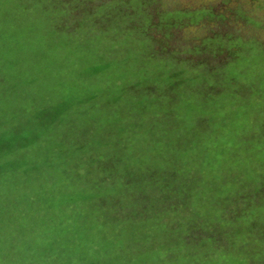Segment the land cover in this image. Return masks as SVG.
I'll use <instances>...</instances> for the list:
<instances>
[{"label":"trees","instance_id":"1","mask_svg":"<svg viewBox=\"0 0 264 264\" xmlns=\"http://www.w3.org/2000/svg\"><path fill=\"white\" fill-rule=\"evenodd\" d=\"M4 1H14L22 23H31L17 25L18 15L4 16L10 21L0 39L17 45L0 47L1 56L13 60L15 51V59L29 53L20 48L23 32H15L21 27L38 30L35 44L45 54L52 56L58 47L74 56L80 73L99 78L116 66L119 77L129 70L133 75L124 91L132 96L134 108L124 116L135 118L131 127H137V139L148 134L151 144L137 157L140 146L131 144L135 134L127 136V126L118 137L111 130L95 143L82 142L76 152L87 159L78 163L83 170L72 177L74 186L87 180L89 192L64 194L66 200L91 207L94 201L109 205L116 198L122 206L114 218L151 228L161 219L179 220L187 247L216 241L217 247L225 246L206 231L218 224L222 229L223 222L263 224L264 236V0ZM15 75L5 95L0 94V111L10 104L7 95L19 88L22 71ZM47 102L25 134L0 131V160L5 151L25 155L42 137L35 122L48 129L75 106ZM227 165L222 178L221 168ZM220 189L224 195H215ZM161 204L167 208H159ZM100 206L93 209L98 213L106 208ZM159 234L149 233L148 238ZM178 240L169 242V251L176 252Z\"/></svg>","mask_w":264,"mask_h":264},{"label":"rangeland","instance_id":"2","mask_svg":"<svg viewBox=\"0 0 264 264\" xmlns=\"http://www.w3.org/2000/svg\"><path fill=\"white\" fill-rule=\"evenodd\" d=\"M14 3L0 1V31L5 32L9 25L10 20L5 15L16 18L21 13ZM21 18L17 17L15 24L27 23L28 26L31 23L29 20L22 23ZM30 20L39 22L38 18ZM15 32H23L24 43L20 48L29 53L15 59V51L13 60L0 55V80L5 79L0 81V94L5 95L8 84L16 81L15 72L22 71L17 92L7 95L5 100L10 104L5 111H0V131L11 130L22 135L27 125L33 129L32 119L47 101L74 102L75 106L48 129L35 122L42 137L26 149L25 155L5 151L6 155L0 160V264H264L263 224L252 226L241 222L234 226L223 222L222 229L219 224L218 228L206 227L208 233L213 232L218 240L222 239V246L225 241V246L217 247L218 241L216 245L210 242L203 246L189 241L192 246L187 247L183 242L184 226L179 220L169 223L161 219L151 228L149 223L147 227L143 223L129 224L124 219L114 218L122 206L116 198L109 205L94 201L91 207L84 201L66 200L64 194L78 196L89 192L87 180L82 178L78 186H74L72 177L73 173L83 170L78 163L87 159L76 152L82 142L95 143L109 137L111 130H115L118 137L127 126V136L135 134L131 144L140 146L137 154L140 157L151 144L152 136L139 134L137 139L133 131L137 127H131L136 123L135 118L124 116L134 108L132 96L124 91L132 82L131 70L121 78L120 69L113 66L106 74L94 78L85 74V70L80 73L81 65L65 50L55 47L52 56L41 51L35 44L41 36L38 30H21L20 27ZM16 45L9 43L6 37L0 39V47L4 49H14ZM14 62L18 66L13 67ZM146 156L147 153L142 159ZM201 162L204 163L203 159ZM25 167L30 169L28 173ZM228 168L229 165L221 168L222 178L227 177ZM219 191L215 195H224L222 189ZM204 199L210 202L205 196ZM96 206L106 208L97 213L93 209ZM158 207L167 208V205ZM209 207L213 208L211 203ZM224 209L228 212L231 206L229 208L228 204ZM211 215L214 217V211ZM249 227L255 230L249 232ZM175 231L180 234L177 236ZM154 232H160L159 236L149 239L148 234L152 237ZM171 233L179 238H171ZM221 236H225L224 240ZM177 239L179 250L169 251V242H177ZM220 249L224 252H218Z\"/></svg>","mask_w":264,"mask_h":264}]
</instances>
